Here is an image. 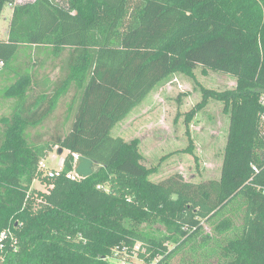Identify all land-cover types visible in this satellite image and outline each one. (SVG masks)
<instances>
[{
  "label": "trees",
  "instance_id": "16d2710c",
  "mask_svg": "<svg viewBox=\"0 0 264 264\" xmlns=\"http://www.w3.org/2000/svg\"><path fill=\"white\" fill-rule=\"evenodd\" d=\"M9 4L0 41V99L12 101L0 119V264H133L134 256L171 264L186 247L212 264H264V0H0V18ZM45 62L60 73L51 88L41 80ZM199 67L236 82L224 92L202 87L185 117L189 135L211 100L224 105L221 177L155 183L158 168L142 163L140 142L112 131L172 75L193 77ZM56 119L52 139L35 143L30 131ZM55 147L68 154L63 175L49 179L39 164ZM75 155L95 163L90 177L66 178ZM37 180L53 188L40 192Z\"/></svg>",
  "mask_w": 264,
  "mask_h": 264
},
{
  "label": "rangeland",
  "instance_id": "374dc122",
  "mask_svg": "<svg viewBox=\"0 0 264 264\" xmlns=\"http://www.w3.org/2000/svg\"><path fill=\"white\" fill-rule=\"evenodd\" d=\"M16 1L20 3L33 0ZM52 1L67 7V0ZM11 17L12 7L9 4L0 18V41L8 36ZM44 64L46 68H42L41 80L43 86L51 88L60 74L59 69L53 68L48 62ZM235 86L233 77L213 71L205 72L200 67L195 70L193 77L174 74L160 84L128 118L117 124L112 131V137L122 138L128 142L137 139L140 142L142 163L148 168H158L150 177L155 183H160L176 174H181L185 181L195 184L219 180L230 129L229 114L224 111L222 103L211 100L208 106L190 122L189 135L185 117L201 102L202 87L224 92L233 90ZM66 102H62V110L65 109ZM11 105L12 101L0 99V119L10 115ZM56 120H52L44 128L31 130L32 140L37 144L50 141L54 131L62 123ZM189 148L193 151L189 152ZM67 154L66 150L59 154L58 147H55L48 155L47 166L50 169H59ZM95 169L94 167L93 170ZM33 188L49 193L53 187H47L45 183L37 180ZM203 227L204 233L215 236L212 226L203 223ZM216 239L219 240L217 237ZM216 246V241H212L210 247L216 248ZM168 248L173 249L174 246L169 244ZM132 261L133 264H145L135 256ZM216 261V258L207 259L205 254H200L194 259L190 247H186L173 258L171 264H212Z\"/></svg>",
  "mask_w": 264,
  "mask_h": 264
},
{
  "label": "built area",
  "instance_id": "2783aa9c",
  "mask_svg": "<svg viewBox=\"0 0 264 264\" xmlns=\"http://www.w3.org/2000/svg\"><path fill=\"white\" fill-rule=\"evenodd\" d=\"M3 66H4V62L0 60V70L3 68ZM260 103H261V106L264 108V92L260 96ZM262 120L264 122V115L262 117ZM78 159H79V156L75 155L74 170L66 174V178L69 180L80 181L82 179H85L76 173V168L78 165ZM63 162H64V160H63ZM63 162H62L61 167L59 169H50L46 164L47 161L40 162L39 166H40V169L44 172V175H46L49 179H56V178L61 177L63 175ZM255 170L257 171V169H255ZM51 187H53V186H51ZM100 188L101 187H99V189ZM2 237L3 238L6 237V234L3 235ZM1 240H2V238H0V242H1ZM121 263L125 264L124 262H121Z\"/></svg>",
  "mask_w": 264,
  "mask_h": 264
},
{
  "label": "water",
  "instance_id": "95a60500",
  "mask_svg": "<svg viewBox=\"0 0 264 264\" xmlns=\"http://www.w3.org/2000/svg\"><path fill=\"white\" fill-rule=\"evenodd\" d=\"M63 153V149L59 150V154ZM95 163L85 157H79L76 173L82 178H88L93 174Z\"/></svg>",
  "mask_w": 264,
  "mask_h": 264
}]
</instances>
